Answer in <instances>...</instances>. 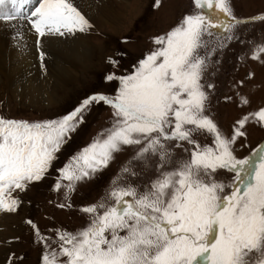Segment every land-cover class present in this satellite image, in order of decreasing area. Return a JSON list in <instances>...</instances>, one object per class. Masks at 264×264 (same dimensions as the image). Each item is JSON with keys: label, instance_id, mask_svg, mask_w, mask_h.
Returning a JSON list of instances; mask_svg holds the SVG:
<instances>
[{"label": "snow or ice", "instance_id": "1", "mask_svg": "<svg viewBox=\"0 0 264 264\" xmlns=\"http://www.w3.org/2000/svg\"><path fill=\"white\" fill-rule=\"evenodd\" d=\"M193 2L200 11L153 38L156 47L131 73L105 75V82H118L115 95L93 93L66 115L46 121L0 116L2 213L18 211L22 201L14 193L26 192L48 175L94 105L112 109L111 127L56 169L54 191L63 189L69 200L78 184L95 178L125 149L133 155L121 177L137 175L133 162L157 161V176L143 191L114 180L106 197L113 203L101 200L82 207L89 222L76 232L57 229L53 238L27 221L44 246L41 264H264V145L245 158H238L234 147L246 137L250 122L264 127V108L243 115L231 136L225 135L206 115L205 88L214 85L202 80L212 53H201L210 43L206 36L223 34L217 46L224 47L225 41L239 40L241 26L264 22V15L238 18L232 0ZM0 22L19 41L23 28L30 26L38 48L46 36L92 28L72 0H0ZM262 54L264 45H257L251 59L261 60ZM44 55L40 53L41 61ZM108 63L119 66L112 58ZM240 102L249 103L243 96ZM204 134L212 138L211 144L194 139ZM176 148L189 159L174 160ZM219 170L233 174L229 184L216 179Z\"/></svg>", "mask_w": 264, "mask_h": 264}, {"label": "rangeland", "instance_id": "2", "mask_svg": "<svg viewBox=\"0 0 264 264\" xmlns=\"http://www.w3.org/2000/svg\"><path fill=\"white\" fill-rule=\"evenodd\" d=\"M79 1L73 2L74 6L78 5L76 6L78 10L81 9ZM92 1H95L94 14L102 12L103 17L106 16L105 11L112 10L111 12L118 16V20L114 22L108 17L97 22L98 24L91 19L88 20L92 28L86 31L81 39L86 43L89 42V49L92 52L100 50L99 57L96 59L91 53V58L94 60H92V67L85 72L74 69L76 76L74 81L67 87H58L56 95L54 94L55 98L58 96L60 100L56 99L52 104L49 102L47 105L48 100L44 99V105L41 104L34 108L18 97L12 96L5 83L0 82V116L29 122L46 121L66 115L93 93L104 92L115 95L119 84L118 82H105L103 78L106 74L111 72L119 76L131 73L145 54L156 47L152 42L153 38L166 35L186 15L200 11L194 6L192 0H160L159 7L155 6L156 0ZM232 5L234 14L238 18L249 19L264 15V0H232ZM106 6L109 7L106 8ZM83 15L86 17L85 14ZM27 27L30 30V26ZM30 32L35 35L34 31L30 30ZM238 35L239 40L225 41L224 47L217 46L223 34L220 37L206 36L205 39L210 43L206 50H201L202 54L205 51L212 53L202 80L205 85H214L211 89L205 88L209 92L206 115L210 116L227 136H231L239 118L264 108V54L261 60L251 59L253 49L257 45H264V22L257 21L243 25ZM50 36L52 37L49 35L42 38V41H48ZM56 40L57 43H63L57 38ZM213 49H215L214 52ZM36 51L39 55L41 52L44 53L42 42L39 50L37 48ZM109 58L118 60L119 66L113 67L109 64ZM42 63L44 64L43 61ZM44 67H46L45 64ZM241 96L247 98L249 101L247 105H241ZM112 119L110 107L102 103L94 105L85 117V123L59 154V161L48 175L43 180L29 185L26 192L14 193L22 201L18 211L11 214L0 212L2 223L8 224V220H13L16 226L11 239L8 237V231H11L8 227L11 224L0 227V255L2 257H0V264H9L10 259L13 264H41L44 246L37 242L34 231L27 221H33L42 234L53 238L57 229L76 232L89 222V217L80 211L82 207L101 200L113 203L106 197L114 186L112 183L114 180L125 185L131 184L143 191L144 186L156 178V158L150 159L147 164L133 162L132 167L137 175L121 177L122 168L127 165L133 155L131 149H125L116 154V158L109 167L98 173L95 178L78 184L69 200H65L63 189L59 192L53 190L58 177L56 169L62 167L73 153L91 143L99 132L111 127ZM245 131L246 137L239 138L234 146L235 155L238 158L249 156L253 150L264 144V127L250 122ZM194 139L201 144L212 143V138L206 134L195 136ZM184 147L190 148L191 146L185 144ZM174 151V160L189 159V154L185 153L182 148H176ZM232 175L226 170H219L216 173V179L227 185L232 181ZM62 203H70L72 207L57 206Z\"/></svg>", "mask_w": 264, "mask_h": 264}, {"label": "bare ground", "instance_id": "3", "mask_svg": "<svg viewBox=\"0 0 264 264\" xmlns=\"http://www.w3.org/2000/svg\"><path fill=\"white\" fill-rule=\"evenodd\" d=\"M73 2L75 3V0ZM94 2L80 0L78 3L81 8L79 10L81 13L83 11L88 20L91 19L96 23L101 22L105 17L113 19L111 20L113 22L118 20V16L111 12V9V11H105L106 16L103 17L102 12L94 14ZM76 6L78 7L77 4ZM23 32L22 41L14 39L15 31L7 23L0 22V82L5 83L12 96L18 97L33 108L41 104L44 105V99L48 100L47 105L49 102L52 104L56 99L60 100L58 96L55 98L58 87L69 86L76 78L75 70L85 72L92 67L94 60L91 58V53L94 54L95 59L99 57L100 50L92 52L89 49V42L86 43L81 39L85 32H77L75 35L66 34L63 37L52 35L48 39L50 43L42 41V48L46 56L43 59L46 66L44 67L40 55L36 51L38 48L35 44L36 34L30 32L27 25L23 28ZM56 38L63 43H57ZM9 223L11 224L8 227L11 230L8 231L10 238L16 230V226L13 220H8ZM5 224L7 223L0 221V227L6 226Z\"/></svg>", "mask_w": 264, "mask_h": 264}]
</instances>
